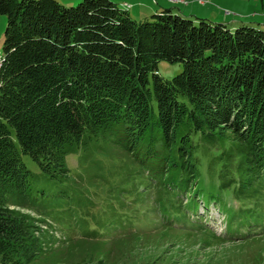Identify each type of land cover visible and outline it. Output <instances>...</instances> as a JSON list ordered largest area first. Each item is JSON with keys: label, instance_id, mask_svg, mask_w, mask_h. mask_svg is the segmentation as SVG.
<instances>
[{"label": "trees", "instance_id": "1", "mask_svg": "<svg viewBox=\"0 0 264 264\" xmlns=\"http://www.w3.org/2000/svg\"><path fill=\"white\" fill-rule=\"evenodd\" d=\"M127 3L0 0L7 18L0 67V264L34 260L53 241L46 218L64 212L88 227V235L129 226L128 210L143 202L168 225L169 211L196 213L203 163L239 202L225 209L228 233L245 225L241 239L264 233V29L204 18L195 23L171 8L139 22ZM161 60L181 63L182 70L163 78ZM119 152L126 159L119 171L112 165L118 179L108 181L103 159L116 162ZM21 154L78 198L51 203L50 194L31 185ZM71 154L99 168V180L113 193L105 204L99 201V217L89 210L94 203L87 186H77L71 175ZM57 207L60 213L51 214ZM131 231L125 238H133Z\"/></svg>", "mask_w": 264, "mask_h": 264}, {"label": "rangeland", "instance_id": "2", "mask_svg": "<svg viewBox=\"0 0 264 264\" xmlns=\"http://www.w3.org/2000/svg\"><path fill=\"white\" fill-rule=\"evenodd\" d=\"M58 1L65 6H74L81 0ZM128 1L136 3V0ZM147 1L151 3L157 0ZM158 1L167 2L166 8L169 7L178 13L184 12L183 14L195 23L198 22L197 18H204L212 22L224 23L229 28L234 27L235 24L237 26L243 24L264 29V0H186V3L182 4L172 3L170 0ZM163 6L161 3L158 7L155 5L156 9ZM136 11V8L129 10L131 18L136 21L151 18L150 15L146 18L136 17ZM6 21V15L0 14L1 52ZM181 70V63H169L164 60L157 63V73L166 79L172 78ZM74 156L71 154L67 157L71 175L76 180L77 186H87L88 192L86 191L85 194L94 203L89 210L99 217V201L102 205L105 204V198H112L113 193L108 192L109 187L106 182L99 180V168L94 169L90 165L80 164L78 158ZM117 156L119 158L116 162L103 159L102 169L108 181L118 179L114 174H110L112 165H116L115 171H119L122 161L126 159L122 152ZM21 159L31 172L29 178L31 185L34 189H43L50 194L51 203H63L68 201L69 197L78 198V192L72 187L69 186L67 191L65 190L68 183L64 186V192L63 186L46 178L29 155L21 154ZM203 164L198 167V188L202 196L199 195L195 199L197 214L186 211L177 215L169 211L170 225H168L159 213L150 210V201L143 202L131 206L128 210V215L131 217L129 226L116 228L114 232L107 231V234L103 235L97 233L88 235L86 233L88 227L76 225L73 217L64 212V215L57 219L46 218L51 226L50 228L43 226V228L51 231L50 234L54 236L53 241L34 260L26 264H264V233L241 239L248 231L246 225L238 228L233 226L228 233L224 218L226 210L236 209L239 202L231 192L226 193V190L218 187L214 174L207 170L205 163ZM94 175L98 177L96 180ZM207 197H211V201L207 200ZM203 199L209 201L207 208L204 207ZM259 202L263 204L260 210L264 214V200ZM50 210L53 215L60 213L59 207ZM178 210L176 211L179 212ZM31 213L37 214L34 211ZM195 218L200 220L197 221L199 225L193 223L192 226H187V221ZM93 225L94 221L90 220L89 227ZM254 228L258 230L261 227L251 226V229ZM130 230L136 231L139 235L132 236L131 231L129 235L133 238H125L124 235ZM64 235L66 240L59 241Z\"/></svg>", "mask_w": 264, "mask_h": 264}, {"label": "crops", "instance_id": "3", "mask_svg": "<svg viewBox=\"0 0 264 264\" xmlns=\"http://www.w3.org/2000/svg\"><path fill=\"white\" fill-rule=\"evenodd\" d=\"M116 2H118V3L128 2L129 4H131V7H130L129 10L136 8L137 11L135 13V16L136 17H142V18L143 17L146 18V17H148L147 15H150V14L155 13V12H160L163 9H166V5H167V2H160L158 0L157 1H152L151 3H150V1H147V0H136V3H132V2H130L128 0H116ZM160 3H161V5H164L163 8L161 7L159 9H156L155 5H157V7H158V5H160ZM179 10L180 9L178 8V11ZM172 11L176 12L174 10H172ZM176 13H178V12H176ZM179 13L182 14V15H185V14H183L184 12H182V11L179 12Z\"/></svg>", "mask_w": 264, "mask_h": 264}, {"label": "built area", "instance_id": "4", "mask_svg": "<svg viewBox=\"0 0 264 264\" xmlns=\"http://www.w3.org/2000/svg\"><path fill=\"white\" fill-rule=\"evenodd\" d=\"M172 3H186V0H170ZM126 5H128V6H131L130 4H126Z\"/></svg>", "mask_w": 264, "mask_h": 264}, {"label": "bare ground", "instance_id": "5", "mask_svg": "<svg viewBox=\"0 0 264 264\" xmlns=\"http://www.w3.org/2000/svg\"><path fill=\"white\" fill-rule=\"evenodd\" d=\"M2 62H3V59H2V55H1V51H0V67H1Z\"/></svg>", "mask_w": 264, "mask_h": 264}]
</instances>
